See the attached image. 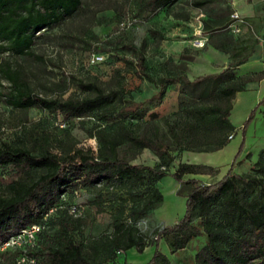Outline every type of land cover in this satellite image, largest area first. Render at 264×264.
Masks as SVG:
<instances>
[{
  "label": "trees",
  "instance_id": "1",
  "mask_svg": "<svg viewBox=\"0 0 264 264\" xmlns=\"http://www.w3.org/2000/svg\"><path fill=\"white\" fill-rule=\"evenodd\" d=\"M177 1L139 0L138 5L145 12L156 13ZM212 1L196 0L194 5ZM83 5L84 0H0V53H31L42 29L60 24ZM125 46L139 51L135 44ZM232 55L238 57L239 50ZM248 57L238 60L236 66ZM138 66L146 78L159 86L154 96L156 105L162 101L169 84L180 83L183 115L179 123L169 125L178 145L197 136L214 142V150L228 145V136L235 130L230 119L233 100L237 92L247 88L252 76L226 66L220 72L193 79L185 73L155 77L147 71L142 52ZM0 70L9 82L6 99L16 109L39 107L59 112L66 122L91 115L108 119L139 112V106L119 107L118 101L126 95L120 88L106 90L95 81L79 79L78 84L92 93L51 98L35 92L23 70L9 61L0 65ZM100 138L103 144L97 149L79 147L64 154L56 152L48 139H39L34 149L19 142H5L0 146V243L31 224L44 222L46 227L39 234L38 247L31 252L38 264H137L121 261L120 256L133 248L143 252L152 245L155 246L153 256L142 264H172L170 257L159 248L161 240L176 254L203 236L205 244L196 252L192 264H264V167L260 161L246 174L233 171L234 161L218 181L204 183L186 175L212 174L216 168L180 162L171 172L175 155L162 141L139 136L124 127L115 134L100 133ZM124 143L138 150H153L160 164L131 163L127 157L118 155V147ZM168 174L189 188L186 211L174 224L157 230L148 242L134 224L164 201L156 183ZM124 185L128 186V197L133 203L114 216L112 233L102 247H93L96 254L91 255L75 236L79 215L73 216L69 210L74 205L82 209L77 201L80 192L96 187H100L103 199L107 198L106 194L109 196L106 204L120 206L121 197L113 190ZM52 208H56L55 212L45 220Z\"/></svg>",
  "mask_w": 264,
  "mask_h": 264
},
{
  "label": "rangeland",
  "instance_id": "2",
  "mask_svg": "<svg viewBox=\"0 0 264 264\" xmlns=\"http://www.w3.org/2000/svg\"><path fill=\"white\" fill-rule=\"evenodd\" d=\"M139 0H84L83 7L60 24L42 29L31 53L12 55L0 53V65L6 60L23 70L33 90L51 98L80 97L92 93L78 80L95 81L106 90L123 89L124 100L119 107L139 106L138 114L103 118L91 115L66 122L59 112L33 107L27 110L9 105L5 95L8 80L0 70V146L3 143H23L34 149L39 139H48L58 153L79 147L98 148L103 142L100 133L115 134L124 128L139 136L164 142L175 155L170 171L180 162L212 165V174H188L212 183L222 178L235 161L233 171L246 174L260 161L264 167V23L239 13L244 21L240 30H231L233 16L238 12L235 0H214L202 6L196 0H178L168 9L148 13L139 8ZM38 33V32H37ZM202 42V43H201ZM135 44L136 52L125 46ZM239 50L235 57L233 52ZM145 56L146 69L153 76L187 74L191 79L220 72L226 66L239 74L252 76L249 86L236 93L230 119L235 130L228 136V145L214 150V142L197 136L178 145L169 131L170 124L181 121L180 83H171L156 105L154 96L159 86L146 78L138 66L139 54ZM249 56L236 66L238 60ZM118 155L131 163L157 166L160 159L148 148L138 150L130 143L118 147ZM156 186L164 201L137 221L141 233L151 242L157 230L170 226L186 211L189 188L168 174ZM100 187L82 189L77 201L82 205L76 218V238L86 251L95 255L93 247H102L113 231L114 216L128 209L133 200L128 186L114 189L120 195V206L106 204L109 196H100ZM111 197V196H110ZM130 199V200H129ZM205 244V237L194 240L185 250L173 254L165 240L159 244L172 264H192L196 252ZM155 246L143 252L135 248L125 251L121 261L142 264L153 256ZM98 256V254L96 255ZM19 252L0 254V264H17Z\"/></svg>",
  "mask_w": 264,
  "mask_h": 264
},
{
  "label": "built area",
  "instance_id": "3",
  "mask_svg": "<svg viewBox=\"0 0 264 264\" xmlns=\"http://www.w3.org/2000/svg\"><path fill=\"white\" fill-rule=\"evenodd\" d=\"M233 16L235 17L236 22L231 23V30L238 32L240 30L239 24L244 21V19L237 11L233 13ZM234 135L235 134L232 133L229 136L230 139L234 138ZM55 210L56 208L50 209L44 219L47 220L49 214L54 213ZM69 213L73 216H78L81 214V209L74 205L69 210ZM45 227L46 225L44 222H39L23 228L18 233L10 236L5 241L0 243V254L18 251L19 257H17V264H38V259L32 255L31 252L37 249L39 234L45 229Z\"/></svg>",
  "mask_w": 264,
  "mask_h": 264
},
{
  "label": "crops",
  "instance_id": "4",
  "mask_svg": "<svg viewBox=\"0 0 264 264\" xmlns=\"http://www.w3.org/2000/svg\"><path fill=\"white\" fill-rule=\"evenodd\" d=\"M234 5L239 13L251 16L258 21L262 20L264 23V0H235Z\"/></svg>",
  "mask_w": 264,
  "mask_h": 264
}]
</instances>
